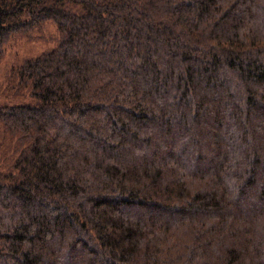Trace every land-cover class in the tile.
Instances as JSON below:
<instances>
[{
    "label": "trees",
    "instance_id": "trees-1",
    "mask_svg": "<svg viewBox=\"0 0 264 264\" xmlns=\"http://www.w3.org/2000/svg\"><path fill=\"white\" fill-rule=\"evenodd\" d=\"M0 264H264V0H0Z\"/></svg>",
    "mask_w": 264,
    "mask_h": 264
},
{
    "label": "rangeland",
    "instance_id": "rangeland-1",
    "mask_svg": "<svg viewBox=\"0 0 264 264\" xmlns=\"http://www.w3.org/2000/svg\"><path fill=\"white\" fill-rule=\"evenodd\" d=\"M58 32L53 22H47L41 30H34L30 35L13 34L3 44L0 56V105L10 103L5 85L6 75L12 66L21 63L28 57H34L43 51L54 47L57 43Z\"/></svg>",
    "mask_w": 264,
    "mask_h": 264
}]
</instances>
